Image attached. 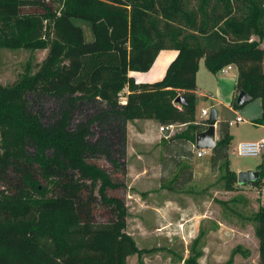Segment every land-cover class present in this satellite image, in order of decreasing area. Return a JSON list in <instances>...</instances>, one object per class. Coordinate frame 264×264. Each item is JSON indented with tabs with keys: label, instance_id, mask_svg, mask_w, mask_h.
Returning <instances> with one entry per match:
<instances>
[{
	"label": "trees",
	"instance_id": "trees-1",
	"mask_svg": "<svg viewBox=\"0 0 264 264\" xmlns=\"http://www.w3.org/2000/svg\"><path fill=\"white\" fill-rule=\"evenodd\" d=\"M73 20L90 23L92 42ZM262 41L264 0H0V48L46 51L34 73L0 84V264H127L138 251L126 233L124 185L96 160L125 159L127 124L137 120L164 128L161 179L192 159L209 127L196 118L201 60L213 75L236 68L232 107L240 92L259 100L255 124L264 125ZM164 50L177 56L163 78L137 84L131 74L148 72ZM79 108L88 116L73 126ZM229 126L218 124L210 169H224L232 190ZM181 172L182 188L193 170L183 163ZM250 185L260 190L262 176ZM254 222L264 264L260 206Z\"/></svg>",
	"mask_w": 264,
	"mask_h": 264
},
{
	"label": "rangeland",
	"instance_id": "rangeland-1",
	"mask_svg": "<svg viewBox=\"0 0 264 264\" xmlns=\"http://www.w3.org/2000/svg\"><path fill=\"white\" fill-rule=\"evenodd\" d=\"M73 24L82 29L85 43L93 41L90 23L73 20ZM261 47L264 49V41ZM45 56L46 51L0 48V84L13 86L19 83L27 72L37 70ZM201 71L203 75L199 77L198 86L213 95L218 88L216 80L236 76L234 70L225 76L220 73L210 75L204 60H201ZM224 103H228L227 98ZM232 103L231 96L228 106L219 110L220 120L230 124L231 143L226 170L235 174V183H229L233 184L232 190L227 189L229 179H225L224 169L213 175H203L182 188L175 185L182 175V167L168 178L158 180V174L161 176L160 164L156 167L146 162L144 166L140 162V156L144 159L150 157L151 162L157 164L156 156L161 154L158 145H136L138 132L146 129L141 124L144 121L130 122V153L125 159L109 162L100 157L96 160L100 168L111 171L112 177L124 185L118 194L127 208L126 233L132 237L138 251L127 259V264H225L234 250L237 253L232 264H258L254 219L259 209V189L238 184L237 175L259 172L264 153L259 157H241L235 149L238 144L264 139V125L255 124L261 118V103L254 100L238 109H233ZM210 104L208 98L199 97L197 116H201L202 108H207L210 114L213 109ZM86 116L88 114L82 108L74 110L71 115L73 126L86 120ZM238 116L245 122L232 123ZM92 130L97 132L94 125ZM204 160L208 157L199 161ZM144 167L146 173L142 176L137 172ZM146 175L148 179L144 178ZM218 222L225 228L222 235L210 233L219 227ZM246 252L247 257H244Z\"/></svg>",
	"mask_w": 264,
	"mask_h": 264
},
{
	"label": "crops",
	"instance_id": "crops-1",
	"mask_svg": "<svg viewBox=\"0 0 264 264\" xmlns=\"http://www.w3.org/2000/svg\"><path fill=\"white\" fill-rule=\"evenodd\" d=\"M176 56H177L176 51H173V50L161 51L159 53L158 57L156 58L153 66L151 67V69L148 72H146V73H132L131 76L134 78V80L137 84L154 83V82L160 81L163 78L168 65L176 58ZM233 70L236 72V76H237V71H236V68L234 66H230L229 68H227L226 72L224 74H221V75L225 76L228 72L233 71ZM207 73L210 75H213V74L209 73L208 71H207ZM200 75L201 76L203 75V72L201 71V61L199 62L198 71L196 73L195 95L197 97V100L199 97L206 98V99L208 98V100L211 103L210 106L213 107V109L215 110V112L217 114L216 137L218 139V124L221 121L220 116H219V113H220L219 110L224 106L225 107L228 106V104L231 101V96L234 100V98L236 96V94H235L236 76L231 77L232 79L231 78H228V79L220 78L219 80H216V81H218V88L216 89L217 90L216 95H213L212 93H210V91H208V92H207V90L203 91L198 86V80H199ZM231 93H232V95H231ZM226 98H227L228 103H224V100ZM203 110H207V108H202L201 112ZM208 113H209V111H208ZM208 116L207 117H202V116L199 117L196 114V118L199 120H205L208 118ZM138 121H144V120H138ZM244 122H245V120H244ZM244 122H242V123H244ZM232 123H234V121ZM141 124L146 129H144V130L141 129L138 132V144H136V145H138V146L142 145L144 147L147 145H152V146L158 145V147L160 148L161 154H157V156H156L158 159L157 164L156 163L153 164L151 162L152 160L150 159V157H148V159H144V158H141V156H140V159H141L140 162L143 165L146 162L147 163L150 162L152 165H155V166L157 165L156 167H158L160 164V169H161V163L165 157V152H164L165 145H164V142L162 140L161 132L158 129V128H160V126L158 123H156L154 121H144V122H141ZM238 124H241V123H238ZM150 127H153V129H148ZM129 137H130V122H128V124H127V155H129V153H130L129 152ZM186 148L188 149V147H186ZM186 148H185V151H186ZM210 153H211V151L208 150V152L205 155L206 157H208V160L199 161L200 158H198L196 156V152L194 150V152L192 153V159L183 160L184 162L183 161L181 162V167H182L183 163H185V161L187 162L188 165H190L192 167V170H193V180L192 181L198 180L203 175H206V174L210 175L211 174ZM263 153H264V151H263ZM263 153L260 156H263ZM205 156H203V157H205ZM203 157H201V158H203ZM263 163H264V157H263ZM262 166H263V164H262ZM176 172H177V170H176ZM137 173L143 176L144 173H146L145 167ZM158 176H159V178H158V180H159L162 177V173H161V176L159 174H158ZM168 177H165V178H168ZM144 178L148 179V176L146 175V176H144ZM245 185L248 186L250 184H245ZM245 185H243V186H245ZM217 224L219 227L217 229H215V231H211L210 233L217 232V233L222 235V232L225 229L224 225L221 224L220 222H218ZM238 232H242V231H238Z\"/></svg>",
	"mask_w": 264,
	"mask_h": 264
},
{
	"label": "water",
	"instance_id": "water-1",
	"mask_svg": "<svg viewBox=\"0 0 264 264\" xmlns=\"http://www.w3.org/2000/svg\"><path fill=\"white\" fill-rule=\"evenodd\" d=\"M175 104H183L184 101L182 98L178 97L175 101ZM251 102L250 96H248L244 92H240L236 98L237 107H243L247 103ZM209 127L203 133L197 134L195 137V148L197 150H209L212 151L216 145L217 137H216V124H217V114L214 109L210 111L208 116ZM264 180V163L262 174L260 172H246L240 173L237 175L238 184L245 185L253 183L260 178Z\"/></svg>",
	"mask_w": 264,
	"mask_h": 264
},
{
	"label": "built area",
	"instance_id": "built-area-1",
	"mask_svg": "<svg viewBox=\"0 0 264 264\" xmlns=\"http://www.w3.org/2000/svg\"><path fill=\"white\" fill-rule=\"evenodd\" d=\"M228 67H225L219 71L220 74H224L227 70ZM209 115L207 110H203L201 112L202 117H207ZM244 122L243 118L240 116L236 117L234 120V123H242ZM160 132L162 133L164 131V128L160 127L159 128ZM166 130H173V127L166 128ZM193 149L196 152V156L198 158H201L206 155L208 150H197L195 148V143L193 146ZM264 151V139L260 140L259 142H254V143H241L236 146L235 152L241 156V157H259ZM264 182V180H263ZM258 198H259V206L264 209V186L259 190L258 193Z\"/></svg>",
	"mask_w": 264,
	"mask_h": 264
}]
</instances>
